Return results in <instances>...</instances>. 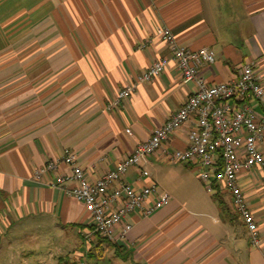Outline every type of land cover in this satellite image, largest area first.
<instances>
[{"label": "crops", "instance_id": "crops-1", "mask_svg": "<svg viewBox=\"0 0 264 264\" xmlns=\"http://www.w3.org/2000/svg\"><path fill=\"white\" fill-rule=\"evenodd\" d=\"M160 28L187 49L213 52V64L199 72L208 84L237 78L251 61L264 88V0H0V264L18 256L31 257L22 264H264V169L238 174L258 229L256 247L229 195L219 205L189 165L158 153L128 168L123 182L154 187L170 200L146 216L130 214L129 232L114 243L93 237L86 244L91 220L82 204L49 185L69 176L67 165L32 178L67 151L93 182L178 110L192 86L172 62L105 110L154 60L170 58L155 34ZM193 124L170 136L169 151L186 148ZM260 150L264 168V142ZM23 235L29 250L15 246Z\"/></svg>", "mask_w": 264, "mask_h": 264}, {"label": "built area", "instance_id": "built-area-1", "mask_svg": "<svg viewBox=\"0 0 264 264\" xmlns=\"http://www.w3.org/2000/svg\"><path fill=\"white\" fill-rule=\"evenodd\" d=\"M155 34L168 49L170 58L154 60L130 84L116 92L105 110L117 109L133 95L138 85L159 76L169 62L174 64L183 84L192 86L178 110L154 129L147 140L138 143L114 170L104 172L93 182L77 165L75 155L67 151L61 157L47 161L32 178L40 181L59 164L67 165L69 176H58L49 185L62 189L82 204L91 220L89 230L84 233L86 244L93 237L114 243L124 240L129 232L131 226L126 218L130 214L146 216L170 200L169 195L157 193L154 187L138 190L123 182L128 168L146 163L149 157L158 153L169 163L189 165L208 195L211 196L215 189L229 195L233 209L245 226L250 246L256 247L259 245L257 225L238 185L241 171L249 172L255 167L264 169L260 150L264 142V88L254 63L244 62L235 79L208 84L199 72L214 62L210 49H187L176 42L167 28L157 29ZM190 120L194 124L185 133L186 148L169 151L170 136ZM141 174L148 175L143 170ZM66 182L72 186L65 187ZM260 184L264 187V170ZM151 198L153 204L148 208L146 204Z\"/></svg>", "mask_w": 264, "mask_h": 264}, {"label": "rangeland", "instance_id": "rangeland-1", "mask_svg": "<svg viewBox=\"0 0 264 264\" xmlns=\"http://www.w3.org/2000/svg\"><path fill=\"white\" fill-rule=\"evenodd\" d=\"M25 234H28V232H25ZM8 235L9 234H7L6 235V238H8ZM37 235H39V236H45V235H48V232H39ZM17 239V240H16ZM29 239V237L28 236H26V235H23V236H21L20 238H14V241H15V243H16V247H18V248H21V249H30V248H32V243H30V241L28 240ZM55 240H57V239H55V237H53V239L51 240V242L49 241V243H48V241H47V244H51L50 245V248L52 249V248H54V247H56V245H57V243H56V241ZM54 243H56V244H54ZM53 244V245H52ZM47 248H48V246H46ZM5 258H8V259H10V257H5ZM12 258V257H11ZM29 258H31V257H29V256H25V257H22V258H19V256L18 257H13L12 259H13V261H11V262H15L14 264H22V262H20V263H18L19 262V259H22V260H27V259H29ZM86 261V260H85ZM9 262H2V264H8ZM87 264H92L93 263V261L91 260V258H89L88 260H87V262H86Z\"/></svg>", "mask_w": 264, "mask_h": 264}, {"label": "trees", "instance_id": "trees-1", "mask_svg": "<svg viewBox=\"0 0 264 264\" xmlns=\"http://www.w3.org/2000/svg\"><path fill=\"white\" fill-rule=\"evenodd\" d=\"M222 195H224L223 193H221V191H219L218 189H215L214 190V193L211 195L213 198H214V200L219 204V205H221L222 204ZM100 239V238H99ZM100 240H102V241H105V240H103V239H100ZM78 264V263H77Z\"/></svg>", "mask_w": 264, "mask_h": 264}]
</instances>
